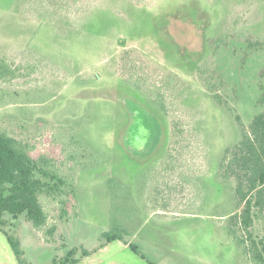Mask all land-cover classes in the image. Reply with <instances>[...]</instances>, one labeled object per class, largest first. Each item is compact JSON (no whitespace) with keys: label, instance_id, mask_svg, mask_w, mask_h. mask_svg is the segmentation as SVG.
Masks as SVG:
<instances>
[{"label":"rangeland","instance_id":"374dc122","mask_svg":"<svg viewBox=\"0 0 264 264\" xmlns=\"http://www.w3.org/2000/svg\"><path fill=\"white\" fill-rule=\"evenodd\" d=\"M0 55V127L71 185L54 235L4 215L25 264H253L220 164L264 112V0H0Z\"/></svg>","mask_w":264,"mask_h":264},{"label":"trees","instance_id":"16d2710c","mask_svg":"<svg viewBox=\"0 0 264 264\" xmlns=\"http://www.w3.org/2000/svg\"><path fill=\"white\" fill-rule=\"evenodd\" d=\"M16 70L5 56L0 55V82L15 79L18 76ZM33 149L0 127V230L19 264H25L23 250L19 239L4 228V215L9 214L13 218L23 215L34 229L54 235L57 224L49 219L46 201L57 202L60 221L68 220L70 214L67 191L70 184L65 172L53 164V156L43 152L35 155ZM59 153L58 162L64 164L61 150ZM220 169L223 176L235 182L233 197L239 212L232 213L236 226L234 234L245 244V252L253 264H264V235L252 234L257 225L264 228V112L255 114L248 126L242 128L237 142L225 149ZM103 236L109 242L119 235L106 232ZM127 245L139 253L134 244ZM75 253L76 248L67 249L60 261L54 264L76 263ZM81 254L88 255L89 251L82 249Z\"/></svg>","mask_w":264,"mask_h":264}]
</instances>
